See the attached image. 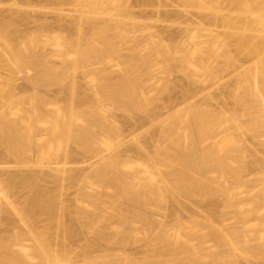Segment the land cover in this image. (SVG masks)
<instances>
[{
  "label": "bare ground",
  "instance_id": "1",
  "mask_svg": "<svg viewBox=\"0 0 264 264\" xmlns=\"http://www.w3.org/2000/svg\"><path fill=\"white\" fill-rule=\"evenodd\" d=\"M1 1L10 5L0 10V62L9 72H0V138L8 148L0 170V264H131L127 246L134 236L127 233L132 224L122 202L157 233L148 264H264V179L257 174L264 163L250 161L255 154L237 143L235 127L222 122L226 109L209 97L214 85L228 82L212 78L207 58L228 60L224 74L235 62L211 42L183 50L179 38L176 45L158 41L149 42L147 51L134 48L144 62L158 51L167 60L160 74L165 103L143 99L142 83L110 38L123 24L108 9L117 3L121 20L133 17L127 0H64L73 26L58 35L60 64L96 80L98 94L109 97L103 111L39 52V30L56 34L38 17L49 9L62 15L56 0ZM135 1L139 10L163 18L187 15L185 5L202 16L210 13L241 36L237 50L247 49L264 66V0ZM224 4L231 6L229 13L222 12ZM109 63L123 81L108 77ZM176 63L187 82L170 81ZM240 81L237 75V87ZM48 84L57 88L54 94L47 93ZM175 119L181 124L177 145L187 152L173 162L182 173L172 183L164 163L137 136ZM65 162L77 165L66 169ZM71 189L80 191V202L94 201L95 190L108 196L110 207L97 206L115 232H97L93 221L85 222L89 217L72 212L63 202ZM16 193L24 197L20 206L11 201ZM246 199L250 204L242 206ZM31 213L44 217L43 230L30 229Z\"/></svg>",
  "mask_w": 264,
  "mask_h": 264
},
{
  "label": "rangeland",
  "instance_id": "2",
  "mask_svg": "<svg viewBox=\"0 0 264 264\" xmlns=\"http://www.w3.org/2000/svg\"><path fill=\"white\" fill-rule=\"evenodd\" d=\"M40 1V0H38ZM64 0H56L57 5L62 11V15L52 12L50 9L43 15L38 17L41 21L48 26L50 32L56 35H51L44 29H40L41 43L39 44V52L50 60L56 67L62 69L68 79L76 86L79 87L80 92L90 97L96 105L102 109L104 101L109 99L104 95L98 94L95 90L96 80H88L81 77L74 69L72 64L61 65L59 56L57 54V46L60 42L58 35L60 33H67L73 26V16L67 10ZM113 2L117 0H112ZM128 5L133 9V17H127L121 20L118 16L117 3L110 5L108 11L111 18L115 21H120V30H112L110 38L112 42L118 46L121 60L125 62L132 70L133 74L138 77L139 81L144 87L142 94L143 99H151L154 102L163 105L165 97L161 92V87L165 83L161 79V72L167 62L166 57L158 51L149 53L147 57L148 62H144L141 56L136 55L132 50L137 47H142L147 51L149 42H164L166 45H176L177 39H183L181 49H197L207 43H213L214 48L221 54H224L231 62H235L233 69L229 70L228 74L225 69L228 67L226 59L222 57H208V65L212 67L214 80L224 78L228 84L214 85V89L209 92L210 102L213 105L219 104L227 111V115L223 118L225 126H234L235 132L233 137L240 144L243 149L248 153L255 154L250 161L253 162L255 158L260 159L264 163V66H261L259 60L247 49L237 50L236 46L241 41L239 34H232L229 26L216 21L214 16L210 13L202 16L188 5L183 9L187 10V15L179 16L173 13L168 18H163L156 12H143L139 10L135 0H127ZM10 5V2L3 3L0 0V10H5ZM223 13H229L231 6L229 4L221 5ZM89 31V30H88ZM120 34L127 35L129 38L124 42ZM162 40V41H161ZM72 53V51H71ZM180 63L171 66L170 81L187 82L181 72ZM115 64L109 63L108 69L110 73L108 77L113 82L123 81L121 73L113 71ZM0 72L8 75L9 72L0 62ZM198 75H203L198 74ZM241 77V86L235 85V77ZM47 93L54 94L56 87L52 84L46 85ZM21 89V87H19ZM27 100H31L30 94L22 91ZM165 117H168L167 110L163 109ZM181 124L178 120H169L165 126L155 130L152 133L141 132L137 136L140 143L148 145L151 154L164 163L167 171L172 175V183H175L181 176L182 169L173 165L176 158L183 156L187 150L180 149L177 145L180 136ZM251 130L259 132L258 135L250 133ZM130 135V133H128ZM172 142H169L168 139ZM186 139L188 136L186 135ZM8 153L7 145L4 140L0 138V170L5 168V160ZM75 165L70 162H65L66 169H72ZM23 174L26 171L22 172ZM261 179H264V170L257 172ZM64 183L69 186L70 181L65 180ZM50 186V185H49ZM2 191V190H1ZM96 191L98 197L94 201L84 200L80 202V191L78 189H71L68 193L63 195L64 204L69 207L72 212H79L78 214L85 219V222L93 221L95 230L97 232L113 233L115 228H111L112 222L108 220V215L104 210L98 209L97 204L101 203L104 207H110L111 199L101 191ZM118 189L114 188L112 193H117ZM4 195V193H2ZM11 201L15 206H20L24 202V197L20 193L11 196ZM121 201V200H120ZM250 200L243 201L242 206H248ZM121 211L129 216L131 221V228L127 233L131 232L134 239L129 242L127 246L128 259L131 264H148L147 255L151 254L157 245V233L154 232L149 226H145L132 214L131 209L122 202ZM88 213L84 214V213ZM31 230H43L44 217L34 215L31 213ZM253 216L243 217L245 221L251 219ZM239 218V217H238ZM138 257L142 258L139 259Z\"/></svg>",
  "mask_w": 264,
  "mask_h": 264
}]
</instances>
